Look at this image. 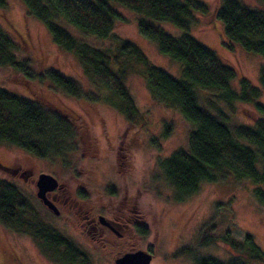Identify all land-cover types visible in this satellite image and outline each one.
I'll return each instance as SVG.
<instances>
[{
	"label": "rangeland",
	"instance_id": "1",
	"mask_svg": "<svg viewBox=\"0 0 264 264\" xmlns=\"http://www.w3.org/2000/svg\"><path fill=\"white\" fill-rule=\"evenodd\" d=\"M201 1L209 5L210 10L205 16L199 15L191 36L213 50L224 64L236 68L239 75L249 78L261 90L260 103L264 105V88L259 80L264 56L226 39L223 23L214 13L223 0ZM238 1L249 9L264 10L261 0ZM111 4L123 18L113 33L121 40L134 43L153 65L179 78L180 64L140 34V16L116 2ZM151 23L173 37L183 34L168 22L151 20ZM0 26L20 42L23 51L19 55L27 54L31 58L36 74L55 70L76 81L81 88V97L75 98L48 81L24 82L17 72L0 67V88L27 99L37 98L44 105L68 115L78 128L74 149L66 152L65 160L54 156L39 158L0 142V178L15 184L54 229L86 253L89 264H115L123 254L138 250L153 255L150 264H194L188 254L175 256L185 247L194 249L198 256L227 260L232 252L221 243L227 233L237 241H241L245 233L252 234L264 252V206L253 193L256 187L264 188V185L241 184L233 179L225 183L203 182L196 193L181 201L176 199L177 193L168 183L160 163L176 150L188 148L191 125L179 112L167 110L155 100L140 73H132L126 82L143 117L133 125L105 102L106 97L112 95L111 85L88 76L72 53L53 42L46 26L27 12L22 0H6V6L0 7ZM66 28L93 47L114 46L113 39L101 40L84 36L70 26ZM229 44L232 48L227 46ZM233 86L237 88V80ZM203 99L201 94L202 105H205ZM220 107L228 114L232 127L251 123L257 116L264 118L247 104L234 103V111L225 104ZM167 124L171 127L170 133L164 137ZM41 173L52 175L61 187L55 194L62 203L56 205L58 215L36 196V180ZM80 192L84 196L81 197ZM51 196L48 193L49 199ZM230 199L233 217L222 208L215 215L216 206L225 205ZM98 214L122 218L128 226H121L118 231L124 236L95 231L93 222L88 221L97 219ZM214 217L215 228L204 236L215 238L217 243L201 246L198 244L200 230ZM137 225L145 227L148 234H139ZM0 264L63 263L51 258L29 234L0 223Z\"/></svg>",
	"mask_w": 264,
	"mask_h": 264
},
{
	"label": "trees",
	"instance_id": "2",
	"mask_svg": "<svg viewBox=\"0 0 264 264\" xmlns=\"http://www.w3.org/2000/svg\"><path fill=\"white\" fill-rule=\"evenodd\" d=\"M264 3V0H261ZM27 12L41 21L53 42L72 53L84 66L85 73L110 84L112 95L106 97L125 119L135 125L143 119L128 91L126 82L132 73H140L152 96L167 110L179 112L191 125L188 148L178 149L160 163L168 183L181 201L196 193L203 182L225 183L230 179L244 184L264 185V118L251 123L230 126L229 116L220 107L234 111V103L252 106L264 115L260 103L261 90L236 68L224 64L217 54L198 42L190 31L210 7L201 0H22ZM111 2L138 14L139 32L157 44L159 50L181 66L179 78L153 65L134 43L119 39L116 24L123 21ZM6 0H0V7ZM215 16L223 23L224 35L230 43L264 56V10H253L238 0H223ZM151 20L165 21L183 31L173 37L154 26ZM70 26L84 36L101 40L113 39L114 46L97 48L75 37ZM232 48V45H227ZM9 30L0 26V67L15 71L24 82L48 81L65 93L80 98L82 91L73 79L55 70L36 74L32 60ZM237 80V88L233 86ZM264 88V67L259 72ZM201 94L205 105H202ZM167 124L163 136L170 133ZM78 128L75 121L60 110L44 105L37 98L27 99L0 88V142L16 146L39 158L64 157L74 149ZM157 144V141L154 140ZM254 196L264 206V188L256 187ZM84 196V193H79ZM233 217L231 199L216 206ZM215 218L200 230L199 245L217 243L204 234L215 228ZM0 223L32 236L44 251L63 264H89V258L78 246L59 233L39 213L35 204L13 183L0 178ZM143 236L145 227L136 226ZM221 243L231 256L221 260L198 256L191 247L177 251L188 254L194 264H264V252L252 234L245 233L237 241L229 233Z\"/></svg>",
	"mask_w": 264,
	"mask_h": 264
},
{
	"label": "water",
	"instance_id": "3",
	"mask_svg": "<svg viewBox=\"0 0 264 264\" xmlns=\"http://www.w3.org/2000/svg\"><path fill=\"white\" fill-rule=\"evenodd\" d=\"M59 183L56 178L50 174L41 173L36 180L37 198L50 209L54 214L58 215L59 210L54 203L48 198V193L58 188ZM103 217L100 218L104 223ZM153 255L147 251L138 250L135 252H127L115 260V264H150Z\"/></svg>",
	"mask_w": 264,
	"mask_h": 264
},
{
	"label": "flooded vegetation",
	"instance_id": "4",
	"mask_svg": "<svg viewBox=\"0 0 264 264\" xmlns=\"http://www.w3.org/2000/svg\"><path fill=\"white\" fill-rule=\"evenodd\" d=\"M19 169H20V167H19ZM23 174H24V172L22 173V175ZM60 189H61V187L58 186V188H56L53 192L50 193V196H51V194H53L51 196L50 200L54 203L55 206L57 204L58 205L62 204L61 203V199L55 195L56 191H58ZM101 217L105 218L104 219V223L101 222V220H100ZM138 221H139V219H138ZM88 222L89 223L93 222V228L95 229V231L97 229V230H103V232H107V233H116L119 237L124 236V234H122L120 231H118V230H120L121 226H128V224L124 220H122V218H120V219L109 218V217L107 218V217H105L104 215H101V214L97 215V219H91Z\"/></svg>",
	"mask_w": 264,
	"mask_h": 264
}]
</instances>
